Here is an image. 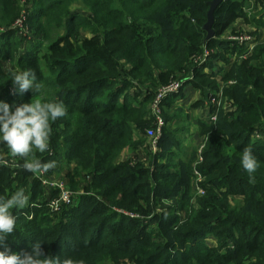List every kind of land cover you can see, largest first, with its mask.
<instances>
[{"label":"trees","instance_id":"obj_1","mask_svg":"<svg viewBox=\"0 0 264 264\" xmlns=\"http://www.w3.org/2000/svg\"><path fill=\"white\" fill-rule=\"evenodd\" d=\"M211 1L0 0V101L12 111L63 101L67 115L52 123L49 151L36 155L56 161L47 178L80 192L52 211L59 191L1 150L9 164L0 166V196L22 188L30 199L13 210L16 230L0 251L23 255L40 242L46 256L84 264H264V40L241 59L245 46L223 38L239 20L263 28L264 0H224L206 40ZM206 49L208 62L193 64ZM7 65L34 71L40 92L13 94ZM174 81L182 88L161 101L165 126L148 152L152 104ZM221 85L233 110H221L217 124L199 122L196 165L198 146L185 155L178 137L190 130L179 102L188 86L205 100ZM248 146L260 165L254 184L241 165ZM126 150L134 155L124 160Z\"/></svg>","mask_w":264,"mask_h":264},{"label":"clouds","instance_id":"obj_2","mask_svg":"<svg viewBox=\"0 0 264 264\" xmlns=\"http://www.w3.org/2000/svg\"><path fill=\"white\" fill-rule=\"evenodd\" d=\"M13 85V94L26 93L29 90L39 93L43 85L37 82V75L32 70L17 71L8 67ZM67 115V107L61 100L53 99L42 102L35 99L22 103L12 111L8 103L0 101V143L7 146L10 156L23 160L20 167L24 171L43 176L56 167V161L42 162L37 152L45 153L50 149L52 123ZM4 166L8 161L0 159ZM241 165L248 173L249 183H255L254 173L259 168V162L250 146L245 147L241 154ZM29 196L24 189L14 191L10 196H0V246L6 238L16 230L17 217L13 210H23L29 206ZM34 206V205H33ZM0 264H84L83 260L72 258H53L45 255L41 243L32 245L31 252L23 255L0 251Z\"/></svg>","mask_w":264,"mask_h":264},{"label":"built area","instance_id":"obj_3","mask_svg":"<svg viewBox=\"0 0 264 264\" xmlns=\"http://www.w3.org/2000/svg\"><path fill=\"white\" fill-rule=\"evenodd\" d=\"M21 2L26 4V0H21ZM22 26H23V20L18 21V23L16 24V27H22ZM240 28L241 26H238L236 30H234V32H227V35L226 36L224 35L223 38L226 39L227 41L239 42L241 43V45H244L246 48V51L244 52L243 55L240 56L241 59H244L247 55H250L252 53L255 46L257 45V42L252 36L247 34L246 31H240ZM212 53L213 51L206 49L200 57L194 59L193 64L197 66L204 65L206 62H208ZM189 79H193V75H190ZM231 83H234V82H231ZM181 88H182V83L180 81L172 82L170 85L160 90L159 95L157 96L156 100L152 104V110H153L152 113L156 117V126L146 129L145 136L148 139L151 150L154 152L157 151V149L159 148L158 142L162 135V128L165 126V121L161 114L160 103L166 97L179 93ZM205 106L207 109H210V112H209L208 117L204 118V121L210 124H217L218 115L221 110H223L224 112H231L233 110V108H231L230 106V103L224 97L223 85H221L218 92H209ZM203 148H204V143L198 147L199 157L196 162V165L201 163L203 160V158L201 157ZM0 159H4L2 154H0ZM1 165L3 164L0 163V166ZM195 174H196V179L193 181L194 189L197 191L199 195H203L204 191L201 187V183L204 180V177L200 174L198 170H195ZM40 178H41L42 184L45 187L49 189L54 188L59 191V196L50 201V207L52 211L58 212L63 206L71 205L73 203L78 193L70 191L67 188V185L64 183V181L58 178L49 179L45 176V174L41 176ZM120 212H123V211H120ZM123 213L128 216L135 217V215L133 214L125 213V212Z\"/></svg>","mask_w":264,"mask_h":264},{"label":"crops","instance_id":"obj_4","mask_svg":"<svg viewBox=\"0 0 264 264\" xmlns=\"http://www.w3.org/2000/svg\"><path fill=\"white\" fill-rule=\"evenodd\" d=\"M242 22V21H241ZM239 25L236 24L233 28L234 30H236V28L238 27ZM241 28L245 29V30H248V31H255L256 30V27L253 25V24H246V26H241ZM264 28V27H263ZM242 29V30H243ZM262 29V28H261ZM260 29V30H261ZM232 30V29H231ZM259 30V32H260ZM230 32V31H228ZM234 32V31H232ZM264 38H261V39H258V42H261L263 41ZM8 66V65H7ZM10 67V66H8ZM7 68V67H6ZM8 69V68H7ZM185 97L183 99L180 100L179 102V106L180 107H183L185 109V107L187 106L188 108H191V110L188 112L186 111L187 114H189L190 116V130L189 132H186V136L185 138H182L183 141H184V153L185 155H188L190 156L192 150L196 147V144L197 142L199 141L200 139V134H199V122L196 121V119L199 117L198 115L200 114H204V116L202 117V119H200V121H203L204 118L208 115V111H207V108L205 107V105L203 103H205V100L204 102H202V104L200 106H196L195 104L198 103L196 102L195 104L193 105H189V103L191 102V100L193 99V97L190 98V95L191 93H195V94H198L201 96L200 92L198 90H194L192 87H186L185 89ZM199 100V99H198ZM192 108H201L203 109L202 112L200 113L199 111H197V109H192ZM194 110H196L197 112L194 114ZM192 111V113H191ZM181 136V135H180ZM139 157H144V155L142 154H139L138 152H136ZM134 153H132L131 150H126L123 155H122V159L126 160L127 158L129 159L130 157H133Z\"/></svg>","mask_w":264,"mask_h":264},{"label":"rangeland","instance_id":"obj_5","mask_svg":"<svg viewBox=\"0 0 264 264\" xmlns=\"http://www.w3.org/2000/svg\"><path fill=\"white\" fill-rule=\"evenodd\" d=\"M251 3H254L253 1H251ZM242 20H239L236 24H238L239 26H246V24H248V23H246L245 21H242ZM243 28H240V31H246V33L247 34H249L250 36H252L254 39H255V41L257 42V44L259 43L258 42V39H261V38H264V28H262L261 30H260V32H259V30H255L254 32L253 31H248V30H245V29H243ZM231 32V31H230ZM227 35V33H225V36ZM264 40V39H263ZM232 43H235V44H237V45H241V43H239V42H232ZM236 53H238V54H236V57H239V56H241V55H243L244 54V52L243 53H240V52H236ZM251 55V54H250ZM249 55H247L245 58H247ZM244 58V59H245ZM189 87V86H188ZM191 97H193V99L191 100V102L189 103V105L191 106V105H193V104H195L196 102H201L202 100H204V97H202V96H200V95H198V94H195V93H191V95H190V98ZM199 99V100H198ZM206 102H207V97H206V100H205V103H203L204 105L206 104ZM197 104V103H196ZM195 104V105H196ZM206 107V106H205ZM181 108H183V107H181ZM184 109V108H183ZM192 109H197V111H199L200 113L202 112V110L203 109H201V108H192ZM185 112L186 111H190L191 110V108H188L187 106L185 107ZM196 110H194V114L197 112ZM207 111H208V115H209V112H210V109H207ZM191 113H192V111H191ZM208 115L205 117V118H207L208 117ZM199 117L196 119V121L197 122H200V119H202V117L204 116V114H199L198 115ZM181 135V136H180ZM181 137V138H185V136H186V134H185V132H182V133H179L178 134V137ZM184 142V141H183ZM202 142H203V138H200L199 139V141L197 142V144H196V146H201L202 145ZM7 148V146L6 145H4V144H2L1 143V146H0V154H2L3 155V152L1 151V150H5ZM145 149L146 150H148V152H151L152 150L150 149V147H149V144H147V146L145 147ZM138 153L139 154H142V155H144V157H145V151H143V149H140V150H138ZM3 157L5 158L6 156H4L3 155ZM59 179V178H58ZM62 180V179H61ZM196 191V190H195ZM78 193H80V192H78ZM169 204H167V203H163V206L162 207H164V208H167V206H168ZM61 211H62V209H60V211H58V213H61ZM212 240V239H211Z\"/></svg>","mask_w":264,"mask_h":264},{"label":"water","instance_id":"obj_6","mask_svg":"<svg viewBox=\"0 0 264 264\" xmlns=\"http://www.w3.org/2000/svg\"><path fill=\"white\" fill-rule=\"evenodd\" d=\"M224 0H212L210 2V10L208 12V19L207 22L205 23L203 29L207 32V39L209 40L210 38L214 37L215 30L213 28L214 22H215V16L214 12L215 9L223 2Z\"/></svg>","mask_w":264,"mask_h":264}]
</instances>
